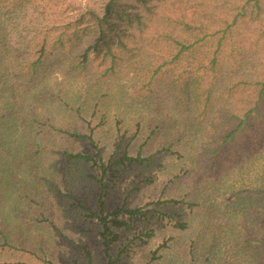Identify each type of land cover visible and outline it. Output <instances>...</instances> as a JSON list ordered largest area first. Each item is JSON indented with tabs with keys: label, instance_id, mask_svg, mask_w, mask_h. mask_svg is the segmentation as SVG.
Here are the masks:
<instances>
[{
	"label": "rangeland",
	"instance_id": "obj_1",
	"mask_svg": "<svg viewBox=\"0 0 264 264\" xmlns=\"http://www.w3.org/2000/svg\"><path fill=\"white\" fill-rule=\"evenodd\" d=\"M218 2L162 0L145 19L147 26L136 30L131 52L121 56L113 76L99 79L110 67L100 66L99 60L89 77L68 75L58 67L50 70L24 101L10 94L8 83L0 88V123L9 124L0 133H11L0 145V169L9 170L0 176V264H264V154L255 156L248 148L238 158L236 149L223 152L226 161L213 152L204 156L182 132L167 126L178 113L172 95L181 86L177 78L186 80L188 68L186 59L174 61L176 45L163 36L180 31L195 13L223 19L226 7ZM22 14L37 15L28 6ZM40 27L44 33L49 30L45 24ZM246 28H236L232 42L219 53L223 60L243 55L246 34L254 37L253 26ZM59 33L54 31L49 46L56 44ZM216 43L208 42L195 58L211 57ZM247 48L252 56L247 59L256 63L251 72L263 71L264 45L259 54ZM60 51L55 56L62 58ZM239 98L237 93L233 102ZM86 100L90 105L81 116L76 114ZM216 100L226 107L223 94ZM225 118L219 113L210 120L219 126ZM25 144L29 147L20 152ZM68 152H83L96 162H85L84 192L67 186L75 181L62 170L73 161ZM35 153L48 170L35 174H56V200L48 198L47 188L28 169L25 157ZM126 155L140 161L121 162ZM223 167L230 170L227 176ZM118 208L139 213L119 216L127 225L111 228L106 250L104 227L92 213L111 221ZM54 211L57 217L46 220Z\"/></svg>",
	"mask_w": 264,
	"mask_h": 264
},
{
	"label": "trees",
	"instance_id": "obj_2",
	"mask_svg": "<svg viewBox=\"0 0 264 264\" xmlns=\"http://www.w3.org/2000/svg\"><path fill=\"white\" fill-rule=\"evenodd\" d=\"M161 1L0 0L1 90L8 83L9 87L11 86L10 94L24 101L27 98V92L33 91L50 70L58 67L64 72L67 71L68 75L89 77L93 64L99 60L100 66L110 63V67L100 73L99 79L115 75L121 56L131 52L129 42L136 36V30L141 31L147 26L145 19L155 14V9ZM220 1L218 3L221 7H226L221 16L225 15L223 19L211 15L212 13L210 15L195 13L193 17L188 18V23L181 24L183 28L180 31L175 28L172 33L163 36L164 41L173 40L176 45L177 53L174 61L186 59L188 68V78L181 80L179 76L177 82H180L181 86L172 92L178 111L174 116L176 119H169L173 125H166L171 130L176 129L182 132L184 137H188V144L199 146L204 156H209L210 152H213L216 159L218 156L223 158V152L236 149L238 158V155L245 154L248 148L255 156H258L264 154V70L251 72L255 69L256 63H250L247 58L252 56H247L246 53L248 45L257 49L253 54H259L264 45V0ZM27 6L37 15L30 18H27L26 14L20 16L21 11ZM218 8L220 7L214 6L215 10ZM75 14L78 15L76 21H74ZM66 17L71 19L67 24L53 22ZM26 18L27 20L23 23L18 22V19L20 21ZM42 23L49 27L47 33L41 30ZM242 24L247 27L246 29L253 26L254 37L246 34L240 48L243 55L238 57L239 59L225 61L219 53L224 50L226 43L232 42L237 34L236 28H240ZM56 30L61 33L56 39V44L49 46V39ZM68 31H71L70 34ZM214 40L217 42L214 54L211 57L196 59L195 54L199 53L208 42L211 43ZM59 49L61 51L58 54L62 58L55 56ZM202 54H204L203 51ZM49 57H52V63ZM65 63H68L66 67ZM163 65L158 68L153 77L163 68ZM248 71L250 73L245 74ZM5 73L6 76H4ZM234 77L238 80L234 81ZM3 79L6 81L4 85ZM203 84L207 87H203ZM218 93L223 94L224 102H227L225 108L216 100ZM237 93L240 98L234 103L233 99ZM89 105L88 100L83 101L75 108V113L81 116V111ZM219 113L222 118H225L223 113H226V118L219 126H216L210 117ZM7 125L9 124L3 126V123H0V132L9 129L6 128ZM160 125H163L162 122ZM7 134L11 133H0V145L5 142ZM84 137L81 136V138ZM92 144L94 145V142ZM213 146L214 150L207 149ZM28 147L25 144L19 147V150L22 152ZM35 147L37 148L36 145ZM37 155L38 153L26 155L28 169L34 173L35 178L39 177V185L47 188L48 198L56 200L58 197V183L54 181L56 174L52 172H50L51 176L50 173L48 176L35 174L36 172L45 174L48 171L45 168V160ZM67 156L73 161L65 163L62 170L65 175L68 172L67 177L75 179L67 186L80 193L84 192L85 162L93 161L94 164L96 162L83 152L77 154L68 152ZM125 161L137 162L140 161V157L134 159L126 155L121 162ZM223 169L224 175L227 176L230 170L224 167ZM0 170L4 171L1 177L9 172L6 167ZM2 185L0 182V205L4 204ZM79 205L84 208L82 204ZM138 213L139 211L118 208L110 214L115 217L111 221L107 216L99 217L92 213L104 227L101 237L106 250L111 245L108 236L111 228L127 225L126 222L119 220V216L122 214L133 216ZM57 215L54 211L45 219L51 221ZM4 239L7 241L6 236Z\"/></svg>",
	"mask_w": 264,
	"mask_h": 264
}]
</instances>
